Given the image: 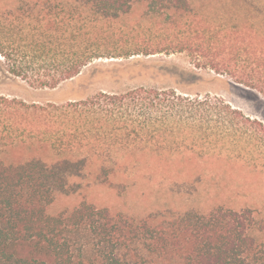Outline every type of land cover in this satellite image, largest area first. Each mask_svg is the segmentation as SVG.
<instances>
[{
	"label": "trees",
	"instance_id": "1",
	"mask_svg": "<svg viewBox=\"0 0 264 264\" xmlns=\"http://www.w3.org/2000/svg\"><path fill=\"white\" fill-rule=\"evenodd\" d=\"M73 1L77 6L66 0L20 2L21 10L38 12L40 39L25 38L14 47L0 42L8 72L39 87L59 86L108 56L111 20L128 13L133 2L145 1L149 12L168 15L175 28L168 33L172 48L159 52L185 51L197 67L264 96V0H212L208 14L207 6L191 0ZM233 109L223 98L176 88L102 92L62 103L0 94V154L14 157L0 155V264H264V241L250 233L256 227L264 232V220L251 208L219 206L136 219L83 202L71 211L48 212L55 188L80 176L86 159L49 162L47 153L105 144L131 150L156 143L167 150V142L179 150L188 149L191 138L213 144L215 136L196 128L206 118L193 114Z\"/></svg>",
	"mask_w": 264,
	"mask_h": 264
},
{
	"label": "rangeland",
	"instance_id": "2",
	"mask_svg": "<svg viewBox=\"0 0 264 264\" xmlns=\"http://www.w3.org/2000/svg\"><path fill=\"white\" fill-rule=\"evenodd\" d=\"M21 1L33 2L0 0L4 47L20 46L25 38L29 42L40 39V24L34 17L38 12L21 10ZM191 1L196 7L207 6L205 13L213 9L212 0ZM66 2L77 6L73 0ZM47 14L43 10L42 18L46 20ZM168 20V15L149 12L147 2H133L128 13L111 20L115 31L106 50L109 55L92 61L55 88L39 87L13 75L0 57V94L27 101L62 103L144 87L176 88L193 96L209 94L233 104V110L193 114L206 118L196 128L215 136L213 144L191 138L188 149L179 150L167 142V150L156 143L131 150L105 144L65 154L47 153L49 162L71 156L86 159L80 176H69L65 188H55L50 214L88 202L136 219L160 213H203L224 206L254 209L258 220H264V96L210 68L197 67L185 51L159 52L173 46L168 33L175 28ZM147 113L157 116L154 110ZM0 155L14 158L10 152ZM250 233L264 241V232L257 227Z\"/></svg>",
	"mask_w": 264,
	"mask_h": 264
}]
</instances>
